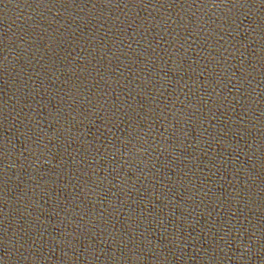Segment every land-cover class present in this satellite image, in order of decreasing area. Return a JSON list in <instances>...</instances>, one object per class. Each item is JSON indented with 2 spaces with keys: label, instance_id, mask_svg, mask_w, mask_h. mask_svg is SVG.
Here are the masks:
<instances>
[{
  "label": "water",
  "instance_id": "95a60500",
  "mask_svg": "<svg viewBox=\"0 0 264 264\" xmlns=\"http://www.w3.org/2000/svg\"><path fill=\"white\" fill-rule=\"evenodd\" d=\"M0 264H264V0H0Z\"/></svg>",
  "mask_w": 264,
  "mask_h": 264
}]
</instances>
